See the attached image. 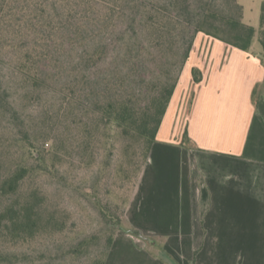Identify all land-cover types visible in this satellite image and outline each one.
<instances>
[{"label":"trees","instance_id":"1","mask_svg":"<svg viewBox=\"0 0 264 264\" xmlns=\"http://www.w3.org/2000/svg\"><path fill=\"white\" fill-rule=\"evenodd\" d=\"M75 1L89 6L83 11H75ZM177 1L168 0L164 6H154L143 16L148 43L161 54L160 62L156 64V75L144 84L140 83L144 80L141 74H136L140 79L129 85L126 83L127 76H130L127 71L126 75L118 71L102 80L93 73L94 66L105 58L108 46L88 41L87 36L91 35L93 27L86 28L81 22V19L91 20L90 14L97 4L106 7V13L115 12L118 9L115 1L45 0L43 3L40 0H0V29L6 32V37L8 33V36L21 40L30 38L25 44L8 45L14 50L12 71L20 77L23 87L37 90L45 82H50L55 72L62 70V64L67 63V75L60 79L62 99L57 108L58 114H62L61 130L55 134L50 127L39 145L33 144L26 135L16 137L15 141H0V150L4 149V154L0 155V264H11L22 254L15 253L13 248L28 247L42 232L62 231L66 226L69 211L63 207L48 209L42 187L36 184L37 176L52 172L56 169L54 161L63 160L62 142L76 152L82 167H88L96 162L97 148L107 146L111 151L113 141H119L121 160L115 174L122 181L130 179L133 174V185L119 215H105V211L99 209L107 226L106 246L87 264H104L116 233L123 229L126 204L149 156L198 32L251 53L256 39L261 45L259 56L264 65V0L260 6L257 31L242 21V8L235 0H228L226 9L209 5L206 10L195 13L193 18L182 16V19L174 7L178 5ZM59 6L61 12H58ZM74 17H78L79 22H74ZM107 18V14L102 15L98 22L104 23ZM176 24L179 28L175 27ZM75 42L79 46H75ZM5 44H8L7 40ZM71 50L75 53L67 61ZM167 54L176 60L167 59ZM191 74L194 84L202 79L197 67H192ZM255 93L254 90V104L257 103ZM4 105L0 94V106ZM12 119L14 121V114ZM11 127L17 133V129ZM14 142L18 146L11 151ZM190 143L184 132L182 144L189 146ZM3 144H6L5 148ZM50 159L49 163L47 160ZM86 159H89L88 164H85ZM131 232L139 233L137 230ZM83 242L88 244L86 236L78 244Z\"/></svg>","mask_w":264,"mask_h":264},{"label":"crops","instance_id":"2","mask_svg":"<svg viewBox=\"0 0 264 264\" xmlns=\"http://www.w3.org/2000/svg\"><path fill=\"white\" fill-rule=\"evenodd\" d=\"M192 67L202 74L195 84ZM125 217L131 227L116 233L104 264H264V65L257 53L197 36Z\"/></svg>","mask_w":264,"mask_h":264},{"label":"rangeland","instance_id":"3","mask_svg":"<svg viewBox=\"0 0 264 264\" xmlns=\"http://www.w3.org/2000/svg\"><path fill=\"white\" fill-rule=\"evenodd\" d=\"M40 1L45 2V0ZM108 1L112 3L115 1L118 7L115 12L106 13V7L97 4L90 14L92 21L81 19L84 27H93V32L87 36V40L108 46L105 58L94 66L93 73L98 74L99 80H102L118 71L126 75L127 71L130 76H127L128 82L126 83L129 85L137 83V79L140 78L136 74H141L144 80L140 83L144 84L156 75V64L160 62L161 54L148 43L143 26V16L154 6L166 5L168 0ZM235 1L242 8V21L253 26L257 31L260 6L263 0ZM227 2L228 0H178L176 2L178 5L174 7L179 10V18L182 19V16L193 18L195 13L206 10L209 5L211 8L226 9ZM46 4L50 7L49 2ZM87 6L89 4H78L76 1L73 5L75 11L78 12L83 11ZM59 11L61 12L60 6ZM173 13L174 9H172ZM105 14L108 15L107 20L104 23L98 22L99 17ZM73 21L79 22V18L74 17ZM175 27L179 28V25L176 24ZM198 35L209 38L204 33L198 32L192 47ZM29 39L21 40L17 37H10L8 33L6 37V32L0 29V94L3 102L5 101V105L0 106V141L4 143L7 139L14 140L16 137L21 138L26 135L33 144L39 145L40 140L48 135L50 127H53L52 131L55 134L61 130L59 122L62 114H58L57 108L62 99L60 79L67 75L65 69L67 63L62 64V70L55 72L50 82H45L37 90L23 87L20 77L12 71L14 50L8 45L19 42L25 44ZM6 40L8 44H5ZM68 43L66 45L70 47ZM74 44L79 46L77 42ZM252 47L254 52L260 55L261 45L256 39ZM254 52L253 54H256ZM73 53L75 52L72 50L68 52L67 61L72 59ZM166 58L176 60L170 54H167ZM193 93V90L189 92L188 103ZM11 126L17 129V133L10 129ZM14 143L15 146L11 151L18 146L16 142ZM112 145L111 151L107 146L97 148L95 164L82 167L78 163L76 152L69 150L62 142V154L65 155L63 160H55L56 169L37 176L36 184L42 187L48 209H62L63 207L70 213L69 220L62 231L42 232L28 247L13 248L15 253L22 254L13 259L11 264H87L91 257L100 254L105 249L107 226L104 214L100 213L99 209H103L105 215L111 213L114 216L119 215L123 201L133 185V174L130 179L124 181L115 174V168L121 160L118 149L119 141H113ZM5 147L6 144H3V148ZM3 151L4 149L0 150V155ZM88 160H85V164L89 163ZM47 161L50 163L51 159ZM136 183L126 206L132 199ZM122 227H131L126 217L122 222ZM85 236L88 244L86 242L78 244Z\"/></svg>","mask_w":264,"mask_h":264}]
</instances>
